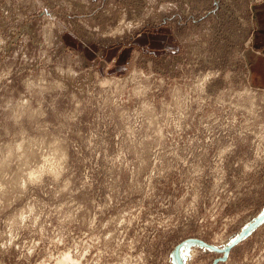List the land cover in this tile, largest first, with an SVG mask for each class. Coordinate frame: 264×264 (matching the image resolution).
Listing matches in <instances>:
<instances>
[{"label":"rangeland","instance_id":"obj_1","mask_svg":"<svg viewBox=\"0 0 264 264\" xmlns=\"http://www.w3.org/2000/svg\"><path fill=\"white\" fill-rule=\"evenodd\" d=\"M257 1L0 0V264L224 254L264 210Z\"/></svg>","mask_w":264,"mask_h":264},{"label":"crops","instance_id":"obj_2","mask_svg":"<svg viewBox=\"0 0 264 264\" xmlns=\"http://www.w3.org/2000/svg\"><path fill=\"white\" fill-rule=\"evenodd\" d=\"M252 12L256 20L254 46L247 51L250 62V75L252 80L264 86V0H259L252 5Z\"/></svg>","mask_w":264,"mask_h":264},{"label":"water","instance_id":"obj_3","mask_svg":"<svg viewBox=\"0 0 264 264\" xmlns=\"http://www.w3.org/2000/svg\"><path fill=\"white\" fill-rule=\"evenodd\" d=\"M262 220H264V210H262V212H260L258 215H256V217L249 223L247 224L246 226H244L239 234L234 238L232 239L230 242L228 243H225L224 244V247L222 246H218L217 244H214V243H208L207 241H205L204 239H201L199 238V240L201 242H203L204 244H206L207 246L209 247H213L215 249H218V250H222L224 252L223 255H220L218 257H215L214 260H213V263L212 264H217L219 261V259H225L228 255V252L230 251L231 247L233 244H235L236 242L239 241V239L243 238L244 236L248 235L249 233H251V230L259 223L261 222ZM178 261L180 262V264H186L185 262H183L182 259H180V257L178 256Z\"/></svg>","mask_w":264,"mask_h":264}]
</instances>
